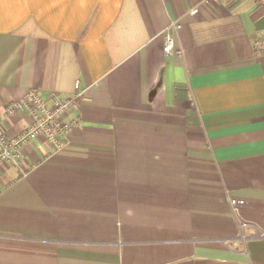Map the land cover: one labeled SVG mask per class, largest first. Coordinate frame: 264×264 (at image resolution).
Returning <instances> with one entry per match:
<instances>
[{
	"label": "crops",
	"instance_id": "crops-1",
	"mask_svg": "<svg viewBox=\"0 0 264 264\" xmlns=\"http://www.w3.org/2000/svg\"><path fill=\"white\" fill-rule=\"evenodd\" d=\"M262 28L253 0H0L6 134V103L81 91L0 164V264H264Z\"/></svg>",
	"mask_w": 264,
	"mask_h": 264
},
{
	"label": "built area",
	"instance_id": "built-area-1",
	"mask_svg": "<svg viewBox=\"0 0 264 264\" xmlns=\"http://www.w3.org/2000/svg\"><path fill=\"white\" fill-rule=\"evenodd\" d=\"M203 3H217L222 0H202ZM243 1V0H231ZM255 5L264 11V0H253ZM191 13H196L197 8H192ZM174 28H179L178 23L172 24ZM173 38L171 35H165L163 51L166 54L173 52ZM253 50L256 54L264 55V28L260 29L258 35L252 42ZM179 54V51H174ZM78 88V82H76ZM81 91H77L71 96H61L51 92L46 96H41L35 91H28L26 95L17 101L8 102L4 106V115L14 112H23L29 120L20 132L14 135H8L0 124V164L10 162L17 165L18 150L32 138L43 135L48 141L55 145H60L72 128L77 125V119H66L71 108L76 104ZM234 209L241 205L242 201L230 199Z\"/></svg>",
	"mask_w": 264,
	"mask_h": 264
}]
</instances>
